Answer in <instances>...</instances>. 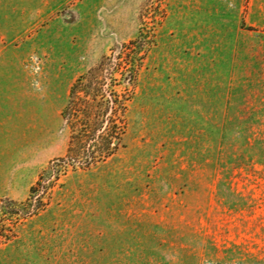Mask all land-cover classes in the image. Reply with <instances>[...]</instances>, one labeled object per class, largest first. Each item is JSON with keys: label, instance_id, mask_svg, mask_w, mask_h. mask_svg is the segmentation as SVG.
<instances>
[{"label": "rangeland", "instance_id": "1", "mask_svg": "<svg viewBox=\"0 0 264 264\" xmlns=\"http://www.w3.org/2000/svg\"><path fill=\"white\" fill-rule=\"evenodd\" d=\"M135 40L119 150L56 162L72 84ZM0 65V204L48 170L0 264H264V0H0Z\"/></svg>", "mask_w": 264, "mask_h": 264}, {"label": "trees", "instance_id": "2", "mask_svg": "<svg viewBox=\"0 0 264 264\" xmlns=\"http://www.w3.org/2000/svg\"><path fill=\"white\" fill-rule=\"evenodd\" d=\"M121 48L114 58L117 65H105L113 60L105 58L72 84L68 103L62 111L69 129V144L66 155L56 162L87 170L107 161L119 150L127 125L128 103L133 98L132 93L127 98L122 91L134 89L143 59L139 41H131ZM47 171L31 187L26 200L1 202L0 243L12 236L5 218L17 216L26 220L44 210L47 188L43 187V179Z\"/></svg>", "mask_w": 264, "mask_h": 264}, {"label": "crops", "instance_id": "3", "mask_svg": "<svg viewBox=\"0 0 264 264\" xmlns=\"http://www.w3.org/2000/svg\"><path fill=\"white\" fill-rule=\"evenodd\" d=\"M2 66H3V65H0V69H1Z\"/></svg>", "mask_w": 264, "mask_h": 264}]
</instances>
